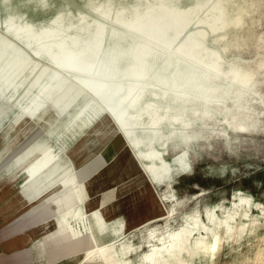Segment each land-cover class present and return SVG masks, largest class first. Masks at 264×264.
<instances>
[{"label": "bare ground", "instance_id": "1", "mask_svg": "<svg viewBox=\"0 0 264 264\" xmlns=\"http://www.w3.org/2000/svg\"><path fill=\"white\" fill-rule=\"evenodd\" d=\"M78 1L82 10L76 17L59 13L50 26L36 28L20 18L6 25L15 35H25L26 42L37 41L34 55L0 32V125L8 123L15 106V115L21 118L14 122L12 137L29 118L33 130L29 139L33 142L42 136L46 144L31 155L30 164L22 157L16 163L21 162L25 170L32 168V184L11 185L0 179V197L14 193L15 200L28 198L39 220L31 233L20 231L18 237H23L9 245L35 246L34 259H29L38 264H133L129 260L138 248L127 245L118 252L116 246L147 224L133 230L112 224L107 202L117 193L111 189L101 191L99 204L91 207L86 182L107 166V159L95 153L76 166L68 146L100 122L103 114H114L123 140L127 137L137 150V131L158 122L148 110L153 96L185 87L195 94L205 85V74L214 62L205 60L201 50L215 56L216 39L235 17L231 0ZM41 57L46 61L40 62ZM25 91L29 95L23 99ZM113 95L111 103H101ZM12 100L14 105L7 107ZM122 102L125 108L116 111ZM34 144L39 147V141ZM3 156L0 153V171H5L6 180L10 173L4 169ZM60 175L75 178L50 195L47 189L57 185ZM199 230L197 224L195 231ZM167 239L174 244L179 237L160 238ZM171 247L166 245L144 264H264V228L254 233L245 229L238 234L224 230L203 235L193 249Z\"/></svg>", "mask_w": 264, "mask_h": 264}, {"label": "rangeland", "instance_id": "2", "mask_svg": "<svg viewBox=\"0 0 264 264\" xmlns=\"http://www.w3.org/2000/svg\"><path fill=\"white\" fill-rule=\"evenodd\" d=\"M231 8L235 20L216 39L219 52L211 56L207 49L201 50L205 60L214 62L205 74L206 84L195 94L185 87L177 93L154 95L148 110L158 122L137 131L138 151L106 116L68 146L76 166L95 153L107 159V166L86 182L91 207L99 204L101 191L111 189L117 193L107 202L112 224H122L123 230L147 224L116 246L118 252L127 245L138 248L129 260L133 264H144L166 245L173 250L193 249L203 235L224 230L238 234L245 229L254 233L264 228V0H231ZM80 10L78 0H0V32L34 55L37 41L26 42L25 35H15L6 26L10 21L20 18L36 28L47 27L59 13L73 18ZM31 88L26 90L29 94ZM26 91L23 99L29 95ZM12 105L14 100L8 101L7 107ZM12 109L11 119L0 125V153L10 173L5 180V171H0V179L11 185L32 184V168L25 170L21 162L16 163L22 157L30 164L31 155L46 144L42 136L33 142L29 139L33 131L29 118L12 137L14 122L21 118L15 115L16 107ZM38 141L39 147L34 148ZM74 178L60 175L47 192L53 195ZM13 194L0 197V243L9 239L11 227L13 233L25 235L39 221L31 208L34 204L28 198L15 200ZM12 199L14 203H9ZM20 207L22 211L17 210ZM197 224L199 231H195ZM168 234L179 239L174 244L171 239L160 240ZM22 237L14 236L6 244ZM10 256L6 253L0 260H15Z\"/></svg>", "mask_w": 264, "mask_h": 264}, {"label": "crops", "instance_id": "3", "mask_svg": "<svg viewBox=\"0 0 264 264\" xmlns=\"http://www.w3.org/2000/svg\"><path fill=\"white\" fill-rule=\"evenodd\" d=\"M18 225H17V227H18ZM13 231L14 230L12 227L8 230V232L10 233L9 239H11L14 236H17L18 233H20V232H18V233L14 232L13 233ZM7 241L0 243V256L6 257V253L11 254V256L14 255L13 258L15 260H0V264H38L34 260H32V259H34L33 258L34 256L32 254H34L37 251L35 246H32L31 244H27V245L15 244V246L12 247L11 245L6 244ZM29 258H32V259H29ZM39 264H43V263H39Z\"/></svg>", "mask_w": 264, "mask_h": 264}, {"label": "water", "instance_id": "4", "mask_svg": "<svg viewBox=\"0 0 264 264\" xmlns=\"http://www.w3.org/2000/svg\"><path fill=\"white\" fill-rule=\"evenodd\" d=\"M115 95H113L111 98L105 99L103 101L100 100V101H101L102 104H109V103L112 102L113 99H115V97H116ZM122 108H125V102H122L118 106L115 107L116 111L119 110V109H122ZM104 115L110 119L111 123L114 125L115 130L120 133L121 132V128H120L119 124L116 122V120H115V118L113 116L114 114H103V116L101 117L102 119L101 118H100L101 120L99 119L100 122L103 120V118H105ZM97 123H99V122H97Z\"/></svg>", "mask_w": 264, "mask_h": 264}]
</instances>
